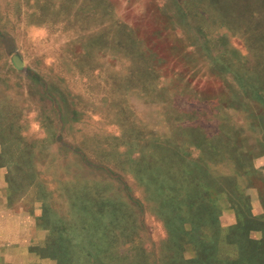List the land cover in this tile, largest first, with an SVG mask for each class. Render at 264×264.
<instances>
[{
    "label": "rangeland",
    "instance_id": "obj_1",
    "mask_svg": "<svg viewBox=\"0 0 264 264\" xmlns=\"http://www.w3.org/2000/svg\"><path fill=\"white\" fill-rule=\"evenodd\" d=\"M0 35V264H264V0H0Z\"/></svg>",
    "mask_w": 264,
    "mask_h": 264
},
{
    "label": "crops",
    "instance_id": "obj_2",
    "mask_svg": "<svg viewBox=\"0 0 264 264\" xmlns=\"http://www.w3.org/2000/svg\"><path fill=\"white\" fill-rule=\"evenodd\" d=\"M8 40H6L5 35H0V57L5 61L7 64V60L12 57L14 59L13 55V49H11L8 45ZM1 69V67H0ZM15 211L13 209L9 208H3L0 207V231L4 230L6 232V236L3 235L2 239H0V251L2 252V248L9 247L11 243L8 241V237H10L9 231H12L15 229L13 227L12 223V216H14ZM4 216V217H3ZM9 230V231H8ZM5 241H3V239Z\"/></svg>",
    "mask_w": 264,
    "mask_h": 264
},
{
    "label": "water",
    "instance_id": "obj_3",
    "mask_svg": "<svg viewBox=\"0 0 264 264\" xmlns=\"http://www.w3.org/2000/svg\"><path fill=\"white\" fill-rule=\"evenodd\" d=\"M14 61H15L16 65L19 69L23 68L24 63H23L22 59L20 58V56H18V55L14 56Z\"/></svg>",
    "mask_w": 264,
    "mask_h": 264
},
{
    "label": "trees",
    "instance_id": "obj_4",
    "mask_svg": "<svg viewBox=\"0 0 264 264\" xmlns=\"http://www.w3.org/2000/svg\"><path fill=\"white\" fill-rule=\"evenodd\" d=\"M233 241V240H232ZM263 242V241H262ZM243 257H245V256H243Z\"/></svg>",
    "mask_w": 264,
    "mask_h": 264
}]
</instances>
